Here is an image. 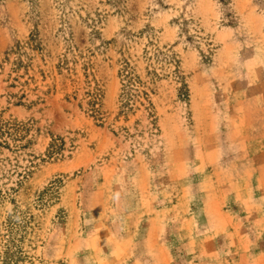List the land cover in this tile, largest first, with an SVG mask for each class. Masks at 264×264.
Returning <instances> with one entry per match:
<instances>
[{
  "label": "rangeland",
  "instance_id": "rangeland-1",
  "mask_svg": "<svg viewBox=\"0 0 264 264\" xmlns=\"http://www.w3.org/2000/svg\"><path fill=\"white\" fill-rule=\"evenodd\" d=\"M0 264H264V0H0Z\"/></svg>",
  "mask_w": 264,
  "mask_h": 264
},
{
  "label": "trees",
  "instance_id": "trees-1",
  "mask_svg": "<svg viewBox=\"0 0 264 264\" xmlns=\"http://www.w3.org/2000/svg\"><path fill=\"white\" fill-rule=\"evenodd\" d=\"M125 78H126V79H130L129 76H128V73L125 74Z\"/></svg>",
  "mask_w": 264,
  "mask_h": 264
}]
</instances>
